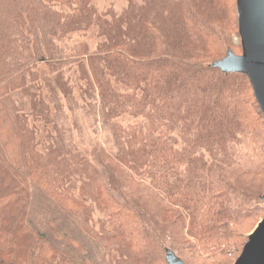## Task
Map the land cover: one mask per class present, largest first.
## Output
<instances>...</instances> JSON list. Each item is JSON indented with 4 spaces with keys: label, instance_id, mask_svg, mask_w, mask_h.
Returning a JSON list of instances; mask_svg holds the SVG:
<instances>
[{
    "label": "trees",
    "instance_id": "trees-1",
    "mask_svg": "<svg viewBox=\"0 0 264 264\" xmlns=\"http://www.w3.org/2000/svg\"><path fill=\"white\" fill-rule=\"evenodd\" d=\"M125 1L0 0V264H95L47 235L89 206L108 264H233L264 217V114L247 76L212 67L242 53L237 0ZM90 115L113 145L96 165L63 126Z\"/></svg>",
    "mask_w": 264,
    "mask_h": 264
},
{
    "label": "rangeland",
    "instance_id": "rangeland-1",
    "mask_svg": "<svg viewBox=\"0 0 264 264\" xmlns=\"http://www.w3.org/2000/svg\"><path fill=\"white\" fill-rule=\"evenodd\" d=\"M118 1L119 4H121L119 6V9L123 8L126 1L125 0H118ZM234 43L235 45L241 46L240 39L236 38L234 40ZM240 52L241 51L239 50L235 54L241 55L242 53ZM97 117L95 118L94 115L93 116L90 115L89 118L83 119L80 125H77L76 123H74L73 117L69 116L68 122L63 125L66 128V131L68 132L65 141L67 143H71V145L74 148L78 149L80 152L85 154L87 158H89L94 165H96L98 162L97 160L102 157L103 151L106 150L107 152L111 153L113 146L108 131L100 124L101 120L99 116ZM46 141H47L46 146L43 148L42 154L44 157L50 158L51 150L53 148H56L58 144L55 143V139L47 138ZM257 153L260 155L259 152ZM66 169H69V167H67ZM66 177L68 178V175H66ZM70 181L73 183V186L75 188L74 190L75 193L79 195V193L82 191L79 175L77 174L71 175ZM251 181H255V183L258 184L255 185L256 187H261V186L264 187V177L257 178L256 180L252 179ZM84 200L85 202L87 201L85 198ZM39 205H41V203ZM149 208H150V213L154 214L151 207ZM262 213L260 215H262ZM107 217H108L107 214H105L97 206L94 207L89 206L85 209L84 215L81 216L76 215L73 218H71V220L69 221L66 220L62 222L61 218L59 217L52 220L53 227L51 228L50 232L49 231L47 232V235L48 238L52 241V243L60 250H72V247L68 242L71 241L85 248V250L89 253L90 257L95 262V264H108L109 260L116 258V253H114L115 252L114 251L111 252V254H109L105 242H103L102 239L100 238L102 237L101 235L104 234L105 222L108 221ZM263 218L264 217L260 218L258 216V217H254L253 219L251 218V220L247 223L243 222L241 224V226L244 225L243 228H241L242 232L244 233L250 230L253 233L258 227L259 223L263 220ZM42 219L43 218L41 215H35L36 221ZM34 226H36V224H34ZM251 234H249V236ZM89 237H91L92 240L95 242H93ZM167 238L170 239V236L167 235ZM175 253L184 262L187 263L189 262V264L191 263L192 264H226L227 262L232 263L234 261L232 260L233 258L211 259L206 256H199V255L194 257L189 254L190 253L189 251L182 252L181 253L182 255L177 252ZM235 262L233 264H235Z\"/></svg>",
    "mask_w": 264,
    "mask_h": 264
},
{
    "label": "water",
    "instance_id": "water-1",
    "mask_svg": "<svg viewBox=\"0 0 264 264\" xmlns=\"http://www.w3.org/2000/svg\"><path fill=\"white\" fill-rule=\"evenodd\" d=\"M237 14L242 54L236 55L229 50L226 57L212 67L226 75L247 76L264 114V0H237ZM166 261L186 264L170 249L166 252ZM235 264H264V218L249 236Z\"/></svg>",
    "mask_w": 264,
    "mask_h": 264
}]
</instances>
